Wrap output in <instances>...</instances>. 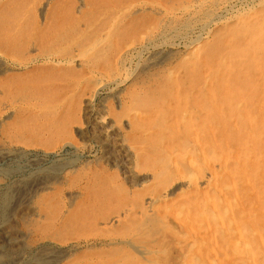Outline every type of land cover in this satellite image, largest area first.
<instances>
[{"label":"rangeland","instance_id":"1","mask_svg":"<svg viewBox=\"0 0 264 264\" xmlns=\"http://www.w3.org/2000/svg\"><path fill=\"white\" fill-rule=\"evenodd\" d=\"M18 1L23 3L17 22L21 26L17 28V34L12 30L7 42L13 46L9 51L19 59L18 62L29 63L25 69L4 68L0 71V80L9 85L0 92V99L3 100H0V114L10 110V116L3 125L18 126L17 130L22 134L19 140L14 138L18 144L9 146L11 159L0 162V177L5 180L0 190V204L7 211L6 226L10 227L12 233L23 235L24 247L33 245L36 240V235H33L38 218L33 212L46 208L54 219V231L59 230L57 238H63L67 246L80 243L71 249L74 258L84 260L91 257L98 264H264V153L254 157V186L245 177L249 175L252 178L249 172H242L244 178L239 177L244 179L246 189H252L253 194L250 192L251 195H248L249 191L232 178L235 176L239 179L237 176H241L237 174V155L233 153L239 142L228 125L225 109L229 97L224 93V85L219 83V77H222L232 89H239V94L245 98V112L248 114H243L244 111L237 104L239 101L235 97L238 94L235 92L229 102L231 113L236 115L233 119L242 129H254V141H264L261 120L264 116V20L254 25V51L246 52L247 58L243 64L233 66L229 59L228 63L222 64L229 69L216 77L213 72L217 71L218 74L221 69H217L214 61L208 60L212 74L209 97L206 95L201 100L195 98L186 75L187 65L180 64L181 60L185 62L187 56L161 51L155 58L164 59V65L149 66L150 61L143 58L141 63L146 66L141 71L135 72V66H128L127 74L134 68L131 71L135 72L134 80L119 89L117 95L107 96L102 92L96 98H91L95 70L106 69L111 81L125 76L120 69L122 64L117 69L120 75L117 70L113 71L114 62L126 44L141 42L138 34L149 35L151 29H158L163 33L167 31L164 38L167 36L166 39L170 40L179 37L185 27L192 26L191 22L204 21L209 17L197 16L187 24H184V20L181 23H165L164 18L167 15L171 17L172 13L177 15L184 9L182 4L187 0ZM257 7L246 17L263 19L264 3ZM159 8L164 17L154 15L153 12ZM58 21L62 22L60 27L50 28ZM236 24L233 19L227 20L215 30L214 37L218 31L233 29ZM32 45L34 50L28 51ZM206 45L212 46V42ZM47 53L56 60L64 58L66 63L43 61L41 57ZM218 53L216 51V55ZM251 57H254V68L250 63ZM2 67L6 66L1 65L0 69ZM172 69L176 71L170 79L168 72ZM253 70L256 72L254 100H250L246 98L249 91L245 82L252 76ZM22 96L23 100L17 99ZM8 101L10 105H4L9 104ZM102 105L108 106V111L102 109ZM201 108L206 111V118L200 116ZM132 112H136V115ZM184 113L191 118V126L185 123ZM98 115L106 118L101 127L103 129L96 123ZM135 116L148 119L143 122ZM164 119L167 121L164 122ZM205 119L210 122L207 132L202 127ZM104 129L106 136L102 133ZM226 138L228 144L224 142ZM2 141L5 139L0 135ZM65 142H70L74 147L58 151V156L43 155L45 150H55ZM80 146H86L81 153L73 150ZM203 151L208 159H204ZM221 154L224 156L222 168L216 164ZM36 161L38 165L32 167ZM211 168L216 171L217 185H200L201 179L207 176ZM7 173L13 175L8 176ZM43 184H49L50 188L43 191ZM148 198L156 200L151 212L146 210ZM126 207L131 210L128 211ZM76 212L77 215H74ZM114 216L117 219L112 220ZM123 240L129 242L133 253H141L140 260L132 256V251ZM84 241H88L86 245ZM230 241L234 242V246ZM235 242L238 243L236 247ZM43 248L46 249L42 245L37 251L47 253Z\"/></svg>","mask_w":264,"mask_h":264},{"label":"bare ground","instance_id":"2","mask_svg":"<svg viewBox=\"0 0 264 264\" xmlns=\"http://www.w3.org/2000/svg\"><path fill=\"white\" fill-rule=\"evenodd\" d=\"M22 1V0H21ZM158 1V0H157ZM167 1V0H166ZM183 1V0H182ZM23 2V1H22ZM32 2V1H31ZM168 2V1H167ZM170 2V1H169ZM177 2V1H176ZM28 3V2H27ZM182 3V2H181ZM185 4H182L183 6V10L181 9V11L175 15L172 13V16L171 17H168V15L164 18V21L165 23H172L173 22H180L184 20V24L186 22H189L192 21L195 17L197 16H201V17H209V19H203L204 21H197V22H191L193 23L192 26L190 25L188 28L185 27L183 29V32H181V35L178 37H172V39L170 40H167L166 37L164 38V33L166 32H161L159 31L158 29H151V34L149 35H139L138 34V40L141 41L139 44L135 43L136 45H133V44H126L124 46V49L121 51H119V54L117 55L118 57V60L114 62V66H113V71L114 70H117L118 69V66H120V69L124 72L123 74L125 75L123 78H121L120 80H117V81H111L108 77V73L106 71V69H100V70H95V73H94V82H93V85H92V97H95L97 96L99 93H102V92H105L107 96H113V95H117V91L119 89H121L125 84L127 85L131 80H134V76H135V72L137 71H141L143 69L144 65L141 63L142 59L143 58H146V60L150 61L149 63V66H159V65H164L165 63V60L164 59H156L155 56L157 53H160L161 51H173V52H177V53H182L184 54V56H187L185 57L186 60L185 62L181 60L180 64L183 63L184 65L186 64L187 65V79L188 81L190 82L191 86L193 87V94L195 96V98L197 100H201V99H204L206 98V95L208 96L209 92L208 90L210 89L209 87L210 84H211V78H212V74L210 72V63L208 62V60H211L214 61V65L216 64L218 67L217 69H221L218 74L217 71L216 72H213V75L215 74L216 77L217 75H221V73H224L226 72L227 69L229 68H226V67H223L222 64L223 62L224 63H228L229 59L230 61L232 62L231 64L233 66L239 64V63H242L245 61V58H247V54L246 52L248 51H251L253 52L254 51V46L252 45L253 43V40H254V25H256L257 23H260L261 21L264 20L263 19H259V18H254V16H248L246 17L247 15L250 14V12H252V10L261 5L262 3H264V0H187L185 2H183ZM23 3H21L20 1L18 0H0V66L4 65L6 67H2L0 69L3 70L4 68L8 70V68L10 69H13V68H24L27 67V64L29 62L27 61H19L18 62V58L12 53L10 52L9 50H11V48H13V46L10 45V43H8V38H10V34L11 32L14 31V33L17 32V28L21 26V24L18 26L17 25V22H18V19H19V16L22 12V5ZM25 4V3H24ZM169 4V3H168ZM179 4V3H178ZM26 5V4H25ZM132 6V5H131ZM158 7V6H157ZM127 8V7H126ZM258 8V7H257ZM143 11H145L144 9H142ZM175 10H178L175 9ZM39 11V10H38ZM152 11H154L152 9ZM151 11V12H152ZM160 8L159 10H155L153 13L154 15L156 16H160L161 15V12H160ZM148 12V11H147ZM150 12V11H149ZM150 12V13H151ZM174 12V11H173ZM28 15V14H27ZM153 15V14H152ZM165 16V15H164ZM161 15V17H164ZM23 17V16H22ZM72 17V16H71ZM160 17V18H161ZM26 18V17H25ZM29 18V17H28ZM153 18L155 19V17L153 16ZM158 19V18H157ZM199 19V17H198ZM229 19H233L237 24V26H239V28H237V26H235V28L232 29V27L228 28V29H225L224 31L222 32H217L216 36L214 37L215 35V30L222 24H224L227 20ZM51 20V19H50ZM53 20V19H52ZM150 20V19H149ZM156 20V19H155ZM158 20H161V19H158ZM163 20V18H162ZM21 21V20H20ZM194 21V20H193ZM46 22V21H45ZM145 22V20H144ZM159 22V21H158ZM62 23V22H61ZM59 21L58 23L56 22V25L50 27L52 29H54V27H60L62 24H61ZM152 23V22H151ZM23 24H24V21H23ZM47 24V23H46ZM61 24V25H60ZM177 24V23H176ZM187 24V23H186ZM231 24V23H230ZM263 24V22H262ZM45 25V24H44ZM136 25V23H135ZM142 25V24H141ZM147 25V24H146ZM152 25V24H151ZM154 25H155V22H154ZM157 25V24H156ZM168 25V24H167ZM261 25V24H259ZM258 25V26H259ZM29 26V25H28ZM36 26V25H35ZM140 26V25H139ZM143 26V25H142ZM149 26V24L147 25ZM161 26V25H160ZM174 26H177V25H174ZM226 26V25H225ZM84 27V26H83ZM138 27V26H137ZM136 27V28H137ZM144 27V26H143ZM152 27V26H151ZM167 27V26H165ZM43 28H45L43 26ZM133 28V27H132ZM157 28V26H156ZM175 28V27H174ZM177 28V27H176ZM175 28V29H176ZM180 28V27H179ZM23 29V27H22ZM42 29V27L40 28ZM135 30V28H133ZM140 29V28H139ZM148 29V28H147ZM146 29V31H147ZM169 29V28H168ZM167 29V30H168ZM13 30V31H12ZM137 30V29H136ZM135 30V31H136ZM142 30V29H141ZM163 30V29H162ZM178 30V29H177ZM173 31V30H172ZM181 31V30H180ZM38 32V31H37ZM40 32V31H39ZM45 32V31H43ZM140 32V31H139ZM138 32V33H139ZM145 32V31H144ZM143 32V33H144ZM170 32V31H169ZM177 32V31H176ZM22 33V32H21ZM133 33V32H132ZM147 33V32H146ZM173 33V32H171ZM13 34V33H12ZM17 34V33H16ZM37 34V33H36ZM131 34V33H130ZM135 35V33H133ZM58 35V34H57ZM133 35V36H134ZM168 35V34H167ZM170 35V34H169ZM173 35V34H172ZM171 35V36H172ZM176 35V34H175ZM179 35V34H178ZM22 36V35H21ZM41 36V35H40ZM136 36V35H135ZM174 36V35H173ZM163 41H162V39ZM25 38V37H24ZM38 39V37L36 38ZM136 39V38H135ZM161 39V41L159 40ZM169 39V38H168ZM26 40V39H25ZM48 40V39H47ZM134 40V39H133ZM159 40L160 42H155ZM263 40V39H262ZM20 41V40H19ZM24 41V40H22ZM21 41V42H22ZM31 41V40H30ZM42 41V40H40ZM97 41L100 42V40L98 39ZM25 42V41H24ZM98 42V43H99ZM134 42H137V41H134ZM212 42V46H208L207 47V43H210ZM260 42V41H259ZM28 43V42H27ZM36 43V42H35ZM38 43V41H37ZM97 43V44H98ZM132 43V42H131ZM24 44V43H23ZM29 44V43H28ZM41 43L38 44V46L40 45ZM17 46V45H16ZM15 46V47H16ZM25 46V45H23ZM35 46V45H34ZM19 47V45H18ZM92 47V46H91ZM122 47V46H121ZM25 48V47H24ZM34 50V47L33 45L31 47L28 48V51H32ZM26 52H28L26 49H25ZM24 51V53H25ZM118 51V50H117ZM216 51L219 52L218 55H216ZM19 52V51H18ZM247 52V53H248ZM34 53V51H33ZM118 53V52H117ZM172 53V52H171ZM81 54V53H80ZM24 55V54H23ZM264 55V54H263ZM52 55H50V53H47V54H44L41 59L43 61H46V62H56V63H66L64 62V58L63 59H58L56 60L55 57H51ZM179 56V55H178ZM182 56V55H181ZM180 56V57H181ZM36 57V56H35ZM34 57V58H35ZM51 57V59H50ZM79 57V56H78ZM115 57V56H114ZM257 57V56H256ZM263 57V56H261ZM34 58H30V60H34ZM183 57V60L185 59ZM40 59V58H38ZM114 59V58H113ZM112 59V60H113ZM181 59V58H179ZM233 59V60H231ZM262 59V58H261ZM144 60V59H143ZM175 60V59H174ZM260 60V59H259ZM264 60V58H263ZM148 61V62H149ZM261 61V60H260ZM25 62V63H23ZM69 62V61H68ZM177 62V61H176ZM179 62V61H178ZM263 62V61H262ZM262 62H259V63H262ZM32 63V62H31ZM38 63V62H37ZM88 63V62H87ZM213 63V62H212ZM248 63V62H247ZM250 63H253V68H254V57H251V62ZM257 63V62H256ZM243 64V63H242ZM101 65V64H100ZM148 65V64H147ZM183 65V66H184ZM213 65V64H211ZM240 65V64H239ZM256 65V64H255ZM128 66H135V69L133 71H135L134 73L131 72L132 70H130V74L126 73V69L128 68ZM177 66V65H175ZM179 66V65H178ZM227 66H231L229 64H227ZM257 66V65H256ZM99 67V66H97ZM96 67V68H97ZM171 68H174V67H171ZM212 68V66H211ZM215 68V67H214ZM232 68V66H231ZM89 69V68H88ZM112 69V67L110 68ZM218 69V70H219ZM167 70V69H166ZM179 70V69H178ZM6 71V70H5ZM23 71V70H21ZM118 71V70H117ZM176 71V70H175ZM175 71L174 69L170 70L168 73H169V77L170 79L174 77V74H175ZM186 71V70H185ZM183 72V73H186V72ZM254 71V70H253ZM8 72V71H7ZM119 72V71H118ZM251 72V71H250ZM258 72V71H257ZM1 73V72H0ZM121 72H119L118 74L120 75ZM182 73V72H181ZM182 73V74H183ZM254 73H256L255 71L253 72L252 76L246 80L245 82V86L247 88V91H249V95H247L248 97H246L247 99H250V100H254ZM5 74V72L3 73ZM166 74H167V71H166ZM113 75V73H112ZM179 75V74H178ZM247 75V74H246ZM4 76V75H3ZM2 76V77H3ZM7 76V75H6ZM29 76V75H28ZM176 76V75H175ZM211 76V78H210ZM9 77V76H8ZM12 77V76H11ZM111 77V75H110ZM115 77V76H114ZM166 77V76H165ZM177 77V76H176ZM248 77V75H247ZM116 78V77H115ZM114 78V79H115ZM136 78V77H135ZM186 78V77H185ZM214 78V77H213ZM219 83H221V85H224V93L225 95H227L229 97V102L231 101L230 98H234L232 97V95H234V93L237 95V97H235L239 102H237V104L239 103V106L241 107L243 114H248L246 113L245 111V98L244 96H242L241 94H239V89H237L235 87V90L234 88L232 89L225 81V79H223L222 77H219ZM7 79V78H6ZM18 79V78H17ZM37 79V78H36ZM113 79V77H112ZM11 80V79H10ZM150 80V79H149ZM169 80V79H168ZM182 80V78L180 79ZM216 80V79H215ZM218 80V79H217ZM230 80V79H229ZM187 81V82H188ZM232 81V80H231ZM177 82V81H176ZM187 82H186V85H187ZM217 82V81H216ZM158 83V82H157ZM225 83V84H224ZM179 84V83H178ZM232 84V82H231ZM134 85V84H133ZM149 85V84H148ZM153 86V84H151ZM156 85V84H155ZM162 85V84H161ZM171 85V84H170ZM212 85V84H211ZM214 85V84H213ZM8 83L3 80H0V92L4 91L5 87H8ZM29 87V85H27ZM26 86V87H27ZM144 86V85H143ZM142 86V87H143ZM146 86V85H145ZM178 86V85H177ZM218 86V85H217ZM237 86V85H236ZM243 86V85H242ZM241 86V87H242ZM19 87V86H18ZM24 87V86H23ZM159 87V86H158ZM157 87V88H158ZM163 87V86H162ZM171 87V86H170ZM164 88V87H163ZM240 88V86H239ZM8 89V88H6ZM14 89V88H13ZM25 89V88H23ZM41 89V88H40ZM130 89V88H129ZM142 89V88H141ZM171 89V88H169ZM179 89V88H178ZM43 90V89H42ZM152 90V89H151ZM172 90V89H171ZM170 90V91H171ZM220 90V89H219ZM23 91V90H22ZM159 91V90H158ZM169 91V90H168ZM179 91V90H178ZM181 91V90H180ZM211 91V90H210ZM222 90H220L221 92ZM12 92V91H11ZM9 92V93H11ZM138 92V91H137ZM135 92V94L137 93ZM183 92V91H182ZM192 92V91H191ZM91 93V92H90ZM150 93V92H149ZM148 93V94H149ZM173 93V91H172ZM219 93V92H218ZM89 94V92H88ZM127 94V93H126ZM125 94V95H126ZM132 94V93H130ZM158 94V93H156ZM163 94V93H162ZM169 94V93H168ZM184 94V92L182 93ZM211 94V93H210ZM137 95V94H136ZM141 95V94H140ZM154 95V94H153ZM185 95V94H184ZM20 96V95H19ZM89 96V95H88ZM148 96V95H147ZM151 96V95H150ZM157 96V95H155ZM215 96V95H214ZM139 97V96H138ZM183 97H186V96H183ZM209 97V96H208ZM213 97V96H212ZM12 98V97H10ZM23 96L20 98H17L19 100H23L22 99ZM90 98V99H91ZM96 98V97H95ZM107 98V97H106ZM118 98V97H117ZM123 98V97H121ZM125 98V97H124ZM128 98V97H127ZM154 98V97H153ZM159 98V97H158ZM163 98V97H162ZM161 98V99H162ZM194 98V97H193ZM220 98V97H218ZM217 98V99H218ZM132 99V98H131ZM152 99V98H151ZM173 100V97L171 98ZM185 99V98H184ZM189 99V98H188ZM191 99V98H190ZM224 99L226 100V98L224 97ZM2 100V99H0ZM12 100V99H11ZM10 100V101H11ZM164 100V99H162ZM168 100V99H167ZM170 100V99H169ZM180 100V98H179ZM181 100H182V97H181ZM180 100V102H181ZM207 100V99H206ZM205 100V101H206ZM3 101V100H2ZM17 101V100H15ZM132 101V100H131ZM9 102V101H8ZM167 102V101H166ZM165 102V103H166ZM217 102V101H215ZM227 102V108H223L226 110L227 114L226 116H228V120H229V123L228 125L232 128L234 132L233 134L235 135L234 138L239 142L236 147L235 145V149H234V146H233V153L235 152V155H237V162H236V165H237V169H238V172L237 174H241V176H237L238 178H244V173L245 172H249L250 173V176H252V178L249 177V175L245 176L246 178H248L249 182L252 183L251 185L254 186V175L255 172H254V157L256 154H262L264 153V141H254V129H249L248 127L246 129H242L240 128V124L238 125L236 121H234L233 118H235L236 115H234L233 113H231L230 111V103ZM262 102H264L262 100ZM159 103V102H158ZM170 104V101L168 102ZM172 103V101H171ZM214 103V101H213ZM123 104V103H122ZM157 104V103H156ZM156 104L155 105V108H156ZM193 104V103H192ZM251 104V103H250ZM260 104V103H259ZM263 104V103H262ZM0 105H2L0 103ZM4 105H10V102L9 104H4ZM179 105V104H177ZM182 105V104H181ZM189 105H190V102H189ZM201 105V104H200ZM219 105V104H218ZM235 105V104H234ZM159 106V105H158ZM194 106V105H193ZM236 106V105H235ZM253 106V105H252ZM252 106H251V109H252ZM256 106V105H255ZM6 107V106H4ZM3 107V108H4ZM101 107H103L102 109H107L106 111H108L109 107L106 106V105H102ZM154 107V106H152ZM181 107H184V106H181ZM209 107V106H208ZM212 106H210L211 108ZM254 107V106H253ZM129 108V107H128ZM168 108V107H167ZM194 108V107H193ZM215 108V107H214ZM238 108V107H237ZM236 108V109H237ZM8 109V108H7ZM127 109V108H126ZM152 109V108H151ZM176 109V108H175ZM207 109V108H206ZM221 109V108H220ZM262 109V108H261ZM264 109V108H263ZM3 110V109H2ZM164 110V109H163ZM213 110V109H212ZM239 110V109H238ZM237 110V111H238ZM250 110V108H249ZM8 111V110H6ZM104 111V110H103ZM105 111V113H106ZM150 111V110H149ZM153 111H154V108H153ZM166 111V110H165ZM164 111V112H165ZM194 111V110H193ZM191 111V112H193ZM224 111V110H223ZM115 112V111H114ZM147 112V111H145ZM170 112V111H169ZM198 112V111H197ZM206 112V111H205ZM204 109H200V116L202 118L205 117L204 115ZM216 112V111H215ZM214 112V114H215ZM100 112H98L99 114ZM103 113V112H102ZM108 113V112H107ZM133 115H136L135 113L136 112H132ZM150 113V112H149ZM156 113V112H154ZM166 113V112H165ZM217 113V112H216ZM240 113V112H239ZM109 114V113H108ZM140 114H142L140 112ZM148 114V112H147ZM146 114V115H147ZM152 115V111L150 113ZM190 114V113H189ZM212 114V113H211ZM222 114V113H220ZM97 115V114H96ZM103 115V114H102ZM155 115V114H154ZM162 115V114H161ZM168 115V114H167ZM170 115V113H169ZM187 114L184 113V120H185V123L188 125V126H191L192 125V120L190 117L187 116ZM213 115V114H212ZM211 115V116H212ZM216 115V114H215ZM264 115V114H263ZM10 116V110L9 112H6L4 113L3 115L0 114V135H2V137L5 139V141H2L0 142V162L4 161L5 159H11V153H10V148L9 146L12 144H18L19 142H17L19 140L18 137L21 138L22 134L19 130H17V127L18 126H15V125H3L5 119ZM214 116V115H213ZM222 116V115H221ZM261 116V114H260ZM26 117V116H25ZM96 117V116H95ZM141 119V121H147V117H143L142 116H135V118H138ZM151 117V116H150ZM162 117V116H161ZM166 117V116H165ZM174 117V116H173ZM193 117V116H192ZM207 117V116H206ZM205 117V118H206ZM255 117V115H254ZM158 118V117H157ZM178 118V117H177ZM194 118V117H193ZM212 118V117H211ZM222 118V117H221ZM242 118V117H241ZM246 118V116H245ZM253 118V117H252ZM106 118L98 115V117L96 118V123L97 125L100 126V128L104 125V120ZM168 119V118H167ZM167 119H164V122L165 120L167 121ZM176 119V117H175ZM198 119V118H197ZM218 119V118H216ZM254 119V118H253ZM256 119V118H255ZM157 120V119H155ZM169 120V119H168ZM209 120V119H208ZM207 119H205L204 121L205 122H202V127L204 128L205 132H207V128L209 127V123ZM240 120V119H239ZM250 120H252L250 118ZM262 120V128H264V116H262L261 118ZM95 121V120H94ZM143 121V122H144ZM160 121V120H158ZM173 121V120H172ZM177 121V120H176ZM179 121V120H178ZM177 121V122H178ZM182 121V120H181ZM198 121V120H197ZM256 121V120H255ZM136 122V121H135ZM163 122V123H164ZM176 122V123H177ZM219 123V121H217ZM240 122V121H239ZM242 122V121H241ZM250 122V121H249ZM249 122H246L249 123ZM112 123V122H111ZM160 123V122H159ZM167 123V122H166ZM171 123V122H170ZM198 123V122H197ZM200 123V122H199ZM5 124V123H4ZM243 124V122H242ZM251 123H249L248 125H250ZM136 125V124H135ZM141 125V124H140ZM196 125V124H195ZM247 125V126H248ZM254 125V124H253ZM106 126V125H105ZM110 127V126H109ZM113 127V125H112ZM139 127V126H138ZM169 127V126H168ZM183 127V126H182ZM219 127V126H218ZM246 127V126H244ZM108 128V127H106ZM186 128V127H184ZM183 128V129H184ZM103 129V128H101ZM144 129V128H143ZM191 129V128H190ZM259 129V128H258ZM54 130V128H53ZM193 130V129H192ZM264 130V129H263ZM188 131V130H187ZM53 132V131H52ZM185 132V131H184ZM193 132V131H192ZM102 133L106 136L107 135V131H105V129L102 131ZM106 133V134H105ZM146 133V132H145ZM224 133V132H223ZM96 134V133H95ZM186 134V132H185ZM188 134V133H187ZM192 134V133H190ZM194 134V132H193ZM222 134V133H221ZM264 134V132H263ZM196 135V134H195ZM104 136V137H105ZM205 136V135H204ZM256 136V135H255ZM28 137V136H26ZM14 138H17L18 140L16 141V139ZM233 138V139H234ZM22 140V139H21ZM224 140V139H223ZM222 140V141H223ZM256 140V138H255ZM231 141V140H230ZM21 142V141H20ZM23 142V141H22ZM224 142H226L228 144V141H227V138L224 140ZM29 143V142H28ZM232 143V142H231ZM230 143V144H231ZM10 146V147H11ZM229 146V145H228ZM72 144L70 142H65V143H62L60 148H57L55 150H45L43 152V155L45 157H54V156H58L60 153H58V151H61L62 149H72ZM79 147V146H78ZM77 147V148H78ZM75 148L73 149L74 151L76 152H82L83 150H85L86 146H80V148ZM46 149V148H45ZM222 151V150H221ZM30 153V152H29ZM222 156L220 157V159H218L216 161V164L219 165V167H221L222 165V162H223V154H221ZM124 156V155H123ZM138 156V155H137ZM136 156V157H137ZM142 156V155H141ZM187 158H188V155H186ZM199 156V154H198ZM203 157L204 159H208V156H206V153H204L203 151ZM262 157V155H261ZM186 158V159H187ZM263 158V157H262ZM127 159V158H125ZM189 159H190V156H189ZM191 159H192V156H191ZM37 160V158H36ZM263 160V159H262ZM26 161V160H25ZM191 161H194V160H191ZM190 161V162H191ZM28 162V161H27ZM138 162V160H137ZM141 162V161H140ZM228 162V161H227ZM31 163L28 162V164ZM39 163V162H38ZM192 163V162H191ZM190 163V164H191ZM235 163V162H234ZM176 164V162L174 163ZM215 163H214V166H217ZM262 164V163H261ZM33 165V164H32ZM37 161H36V164L33 165L32 167L34 166H37ZM235 165V166H236ZM218 167V168H219ZM29 168V167H28ZM222 168V167H221ZM74 170V169H73ZM217 170V169H216ZM22 171V170H21ZM219 171V169L217 170ZM225 171V170H224ZM257 171V170H256ZM244 172V173H242ZM5 173V172H4ZM3 173V174H4ZM16 173V172H15ZM58 173V172H57ZM2 174V175H3ZM6 174V173H5ZM8 174V173H7ZM19 174V173H18ZM236 174V172H235ZM12 174H8V176H12ZM6 176V175H5ZM15 176V175H14ZM216 171L214 168H211V170L209 171V173L207 174L206 177H203L200 181V185L202 186H209L210 184H216L215 182V178H216ZM3 177V176H2ZM221 177H222V173H221ZM231 177V176H230ZM194 178V177H193ZM232 178H234L236 180V182H239L243 185V187L245 188V183L244 182V179H237L235 176H233ZM44 179V177H43ZM46 179V178H45ZM145 180V179H144ZM256 180H257V176H256ZM5 181L4 179H2L0 177V190L2 189V183L4 184ZM6 183V182H5ZM19 184V183H18ZM28 184V183H27ZM189 184V182L187 183ZM44 187H42L43 191H45L46 189L50 188L49 184L48 185H45L43 184ZM185 184H183L184 186ZM190 185V184H189ZM217 185V184H216ZM182 186V185H181ZM221 186V185H220ZM39 185L37 187V191L39 190ZM198 187V186H197ZM4 188V187H3ZM33 188V187H32ZM255 188V187H254ZM35 189V188H34ZM33 191H36L34 190ZM201 189V188H200ZM221 189V188H220ZM246 189V188H245ZM9 190V189H8ZM248 190V189H246ZM41 191V190H40ZM205 191V190H204ZM249 191V194L248 195H251L253 194L252 192V189L248 190ZM251 192V194H250ZM33 193V192H32ZM31 193V195H32ZM30 194V193H29ZM264 194V193H263ZM68 195V194H67ZM24 196V195H23ZM26 196V195H25ZM16 198V197H15ZM31 198V197H30ZM25 199V197H24ZM158 199V198H157ZM224 199V198H223ZM11 200V198H10ZM213 200V199H212ZM215 200V199H214ZM29 201V200H28ZM31 201V200H30ZM29 201V202H30ZM210 201V200H209ZM208 201V202H209ZM156 200L152 199V198H148L146 200V210L148 211H152L154 210V204H155ZM27 203V201H26ZM226 206L228 205L226 202L224 203ZM253 202H252V207H253ZM8 205V204H7ZM239 205V204H238ZM237 205V206H238ZM9 206V205H8ZM225 206V208H226ZM7 207V206H6ZM13 207V206H12ZM4 206L2 204H0V264H98L96 262H94L92 260L91 257H89L88 259H84L82 260L81 258H74L73 255H71V249L78 246L79 244L76 242V243H72V246H67L68 244L65 242V240L60 239V238H57V235L59 233V230L57 229V231L55 232L54 229H53V218L51 217V215L49 214V212L45 209H39L40 211L39 212H33V213H36V217L38 218L36 220V229H35V232H34V235L36 237V240L34 241L33 245L31 246H26L24 247V243H23V240L25 239L24 237H22L23 235H17V234H14V232L12 233L10 227H7L6 226V223H5V219H6V214H7V211H4ZM127 208V207H126ZM7 209V208H6ZM128 209V208H127ZM144 207H142L141 210H143ZM131 210V208H130ZM128 209V211H130ZM214 212L217 214V211L215 210V208L213 209ZM126 211V210H125ZM229 211V209H228ZM6 212V214H5ZM12 212V210L10 211ZM51 212V211H50ZM65 212V211H64ZM159 212V211H158ZM213 212V213H214ZM9 213V212H8ZM85 212H83V215L84 216ZM5 215V216H4ZM74 215H77V212L74 214ZM87 215V214H86ZM35 218V217H34ZM117 218H118V215H117ZM115 218L114 216V219L112 220H115L117 219ZM219 219V218H218ZM91 220V219H90ZM109 220V219H108ZM111 220V221H112ZM22 221V220H21ZM84 221V220H83ZM65 222V221H64ZM68 222V220H67ZM107 222V221H106ZM55 223V222H54ZM85 223V222H84ZM101 223V222H100ZM110 223V222H109ZM87 224V223H86ZM60 225V224H59ZM106 225V224H105ZM65 227V226H64ZM63 227V228H64ZM60 229V228H59ZM258 230V229H257ZM31 232V230H28ZM78 231V230H77ZM81 231V230H80ZM33 232V231H32ZM61 232V231H60ZM254 232V231H253ZM256 233V232H255ZM25 234V233H24ZM257 234V233H256ZM28 235V234H27ZM255 234H253L254 236ZM30 236V235H29ZM59 236V235H58ZM178 236V235H177ZM66 239V238H65ZM115 239V238H114ZM117 239V238H116ZM237 241V240H236ZM242 241V240H241ZM85 242V245L88 241H84ZM113 242H116L113 241ZM119 242V240H118ZM238 242V241H237ZM122 243V242H121ZM120 243V244H121ZM123 243L125 244V246L127 245L128 248H130V250L132 251L133 253V248H131L128 244L129 242L123 240ZM122 243V244H123ZM231 244H233L231 241H230ZM64 244H67V245H64ZM83 244V243H81ZM90 244V243H89ZM203 244V243H202ZM235 247L237 246L238 243L235 242ZM241 244V243H240ZM45 246L46 251H48L47 253H45L43 255L40 254V251L37 249L41 246ZM243 245V244H242ZM234 246V244L232 245ZM246 248V247H245ZM42 249V248H40ZM68 252H67V251ZM39 252V253H38ZM120 253V252H119ZM234 254V253H233ZM227 255V254H226ZM78 256V255H77ZM135 259L139 258L140 260V257L142 258V255L141 253H133L132 255ZM87 256H85L86 258ZM120 257V256H119ZM83 258V257H82ZM113 258V257H112ZM111 258V259H112ZM138 260V259H137ZM210 263V262H209Z\"/></svg>","mask_w":264,"mask_h":264}]
</instances>
